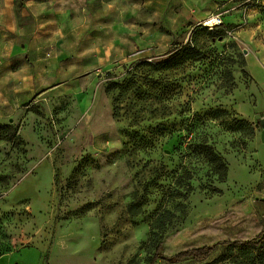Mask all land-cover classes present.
<instances>
[{"label":"rangeland","instance_id":"obj_1","mask_svg":"<svg viewBox=\"0 0 264 264\" xmlns=\"http://www.w3.org/2000/svg\"><path fill=\"white\" fill-rule=\"evenodd\" d=\"M130 13L72 36L61 83L0 122V264H264V0H218L214 33ZM192 39L202 60L140 65Z\"/></svg>","mask_w":264,"mask_h":264},{"label":"crops","instance_id":"obj_2","mask_svg":"<svg viewBox=\"0 0 264 264\" xmlns=\"http://www.w3.org/2000/svg\"><path fill=\"white\" fill-rule=\"evenodd\" d=\"M217 5L218 0H0V122L13 120L38 90L61 83V71L55 79L52 68H61L72 36L77 44L85 30L94 36L93 21L114 29L109 21L117 12L130 20L132 6H139L173 28L182 20L199 23Z\"/></svg>","mask_w":264,"mask_h":264},{"label":"trees","instance_id":"obj_3","mask_svg":"<svg viewBox=\"0 0 264 264\" xmlns=\"http://www.w3.org/2000/svg\"><path fill=\"white\" fill-rule=\"evenodd\" d=\"M224 26L221 27H215L214 29H209L204 26H200L202 30H205L207 33H214V30L217 28V30H222ZM209 30V31H208ZM203 53L202 48L200 47V44L196 39H192L191 42L184 45L181 49L177 50L173 54L169 55L167 59L164 61H143L140 65H145L148 67L153 68L154 70H158L160 68H172L176 65H178L180 62H184L188 59L191 60H202L200 59L201 54ZM203 147V153L205 154V157L207 160L211 163L213 162L216 168L215 173L219 174L220 178H224L227 175V164L224 160V158L215 151L214 147L212 145L206 144ZM204 230H210V228H206ZM264 239V234H263ZM239 243H235L237 245H252L255 244L256 241L251 240H243V241H237ZM216 245L210 246L205 245L202 247H191L186 248L172 257L170 259L174 261H181L186 259H195V260H204L207 259L214 251H215ZM158 258H165V256L160 253V246L158 247L156 254L151 261V264H155L156 260Z\"/></svg>","mask_w":264,"mask_h":264},{"label":"built area","instance_id":"obj_4","mask_svg":"<svg viewBox=\"0 0 264 264\" xmlns=\"http://www.w3.org/2000/svg\"><path fill=\"white\" fill-rule=\"evenodd\" d=\"M201 25L209 29H214L215 27H221L224 25L223 16L220 14H215L210 18H207L201 22Z\"/></svg>","mask_w":264,"mask_h":264},{"label":"water","instance_id":"obj_5","mask_svg":"<svg viewBox=\"0 0 264 264\" xmlns=\"http://www.w3.org/2000/svg\"><path fill=\"white\" fill-rule=\"evenodd\" d=\"M262 124H263V127H264V119L262 120ZM262 136H263V140H264V130H263Z\"/></svg>","mask_w":264,"mask_h":264}]
</instances>
